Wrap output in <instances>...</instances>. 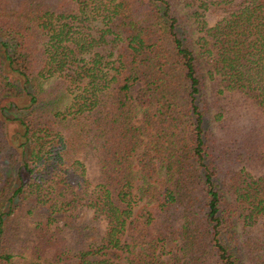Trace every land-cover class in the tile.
<instances>
[{
	"label": "trees",
	"instance_id": "trees-1",
	"mask_svg": "<svg viewBox=\"0 0 264 264\" xmlns=\"http://www.w3.org/2000/svg\"><path fill=\"white\" fill-rule=\"evenodd\" d=\"M0 124V264H264V0H0Z\"/></svg>",
	"mask_w": 264,
	"mask_h": 264
},
{
	"label": "rangeland",
	"instance_id": "rangeland-1",
	"mask_svg": "<svg viewBox=\"0 0 264 264\" xmlns=\"http://www.w3.org/2000/svg\"><path fill=\"white\" fill-rule=\"evenodd\" d=\"M5 15V19H6ZM16 18V16H8V21L11 22ZM4 72L6 73V70L4 68ZM49 84L47 83L46 87H49ZM140 86L136 85L132 89V95H136ZM70 99H66L62 104H59V108L62 109L65 106L69 104ZM138 118H142V111L139 112ZM17 132V126L16 124H8L6 126H1L0 124V188L5 180L6 177H8L13 172V167L11 166L12 161L15 162L18 165V161L20 159L19 154L15 148V146H11V138L13 141V136ZM9 139V141H8ZM5 140L8 141L10 144H6ZM19 158V159H18ZM17 168V166H16ZM143 182L139 181L136 183L137 186L142 185Z\"/></svg>",
	"mask_w": 264,
	"mask_h": 264
}]
</instances>
